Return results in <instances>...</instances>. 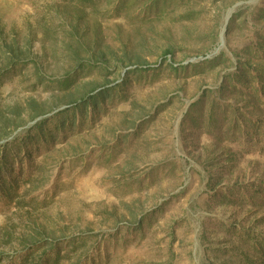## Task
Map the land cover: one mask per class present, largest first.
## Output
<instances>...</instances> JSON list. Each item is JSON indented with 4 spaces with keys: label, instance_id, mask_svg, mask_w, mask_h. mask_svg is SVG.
<instances>
[{
    "label": "rangeland",
    "instance_id": "obj_1",
    "mask_svg": "<svg viewBox=\"0 0 264 264\" xmlns=\"http://www.w3.org/2000/svg\"><path fill=\"white\" fill-rule=\"evenodd\" d=\"M253 71L264 0H0V264H264Z\"/></svg>",
    "mask_w": 264,
    "mask_h": 264
},
{
    "label": "trees",
    "instance_id": "obj_2",
    "mask_svg": "<svg viewBox=\"0 0 264 264\" xmlns=\"http://www.w3.org/2000/svg\"><path fill=\"white\" fill-rule=\"evenodd\" d=\"M257 71V70H256ZM255 78L257 79V74L255 71H253ZM256 74V75H255ZM243 76L244 78H248L247 76V72L244 71L243 72ZM258 84H260L261 86L258 88ZM251 89H253V92L251 94L252 98V103L255 105L256 108H262V100L260 97L264 96V84L263 82L260 80V78L257 79V83L256 86L251 87ZM100 94L98 95H94L92 97V99L89 102H85L84 104L82 103L81 105H77V108H84L86 109L91 103H94L96 101V97H98ZM262 104H261V103ZM98 103V102H96ZM95 103V104H96ZM214 105L209 108L207 114V118L209 120H212V127H215V125L217 124V121L214 119ZM250 117V118H249ZM42 126V123H39L37 125V128H40ZM74 126V121L71 124V128H73ZM248 127H251L253 129V131L249 130ZM220 131H223L224 133L226 132V130L229 133V137H234L237 138V132L239 131V133L246 138L247 136L250 135H256L258 136V133L261 132L262 136L264 135V124L263 121L258 118V119H253V117L246 111H239L237 110H232L230 113V120L228 121V125L227 127H223L221 126L219 128ZM251 132V133H250ZM53 246V245H51Z\"/></svg>",
    "mask_w": 264,
    "mask_h": 264
}]
</instances>
